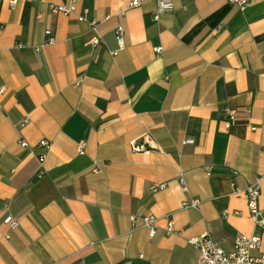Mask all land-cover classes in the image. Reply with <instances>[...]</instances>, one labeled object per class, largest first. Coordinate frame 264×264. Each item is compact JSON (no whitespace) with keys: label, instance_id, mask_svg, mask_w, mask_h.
<instances>
[{"label":"crops","instance_id":"0c3cea01","mask_svg":"<svg viewBox=\"0 0 264 264\" xmlns=\"http://www.w3.org/2000/svg\"><path fill=\"white\" fill-rule=\"evenodd\" d=\"M11 1L0 0V264H196L188 241L204 233L225 251L258 235L252 255H264V223L235 194L260 179L264 209V0H169L156 21L157 0H77L68 17L48 10L68 0ZM190 199L200 206L183 209ZM131 215H154L157 235Z\"/></svg>","mask_w":264,"mask_h":264},{"label":"built area","instance_id":"2783aa9c","mask_svg":"<svg viewBox=\"0 0 264 264\" xmlns=\"http://www.w3.org/2000/svg\"><path fill=\"white\" fill-rule=\"evenodd\" d=\"M227 2L243 11L250 5V0H227ZM16 4V1L13 0L10 2V7H13ZM141 1L135 0L129 4V8H136L140 6ZM172 9V4L169 0H157V9L153 15V19L156 21L160 14L170 11ZM48 10L52 13L59 14L65 17L76 14L77 12V0H68L66 4L59 5H49ZM87 11H84L85 14ZM79 16L78 21H84L85 17ZM41 15H37V19H40ZM89 25L94 30L97 26L96 21H90ZM116 40L118 45V51L121 50L124 46V30L122 28H118L116 30ZM54 44V39L48 37L44 45H52ZM89 44L91 46H96L98 44V37L94 36ZM21 47V46H19ZM35 51H38L39 48H35ZM161 48H156L155 51L157 53L161 52ZM117 51H114L112 55H116ZM3 90H0L2 93ZM225 115V124L226 126H231L235 122V112L231 109L224 110ZM183 144L192 145L194 144L193 139H186ZM25 143H21V147H25ZM39 147L48 149L50 143L47 140H42L38 144ZM86 144L85 142H80L77 144V153L79 155L84 154ZM131 148L134 152H146L147 149L143 145H138L136 143L131 144ZM264 151V148H263ZM46 155L43 154L38 157V162L40 166V170L38 175L41 176L43 171V163ZM179 184L183 193H187V187L182 177H179ZM164 185H153L151 188L152 191L162 190ZM235 194L241 195L246 199V207L249 215V219L255 226L262 225L264 221L261 219V216L264 214V209H260L258 205V200L261 195V180L256 179L253 183L248 185L244 189H236ZM201 204L199 199H190L184 201L181 204L183 209H197ZM233 214L239 215V212H234ZM228 215L227 211L222 213V216L225 218ZM131 226L134 228L137 222H140L141 226L147 230L149 237L154 238L160 227L158 225L159 220L154 215H147L143 217H139L137 215H131L129 217ZM3 224L6 225L9 229H16L19 226L18 221L12 217L11 215H7L3 219ZM164 232L166 235H172L175 231L174 222L170 219H166V226L164 228ZM188 243L194 247L198 252V259L196 264H264V255L259 258H255L252 255L253 251H257L261 247V238L258 235L244 236L237 235L233 242V248L231 251H225L217 242H215L212 237L208 233H204L198 237H195L188 241Z\"/></svg>","mask_w":264,"mask_h":264}]
</instances>
